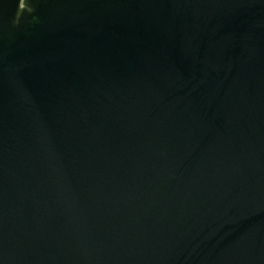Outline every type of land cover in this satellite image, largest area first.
I'll use <instances>...</instances> for the list:
<instances>
[{
    "label": "water",
    "instance_id": "water-1",
    "mask_svg": "<svg viewBox=\"0 0 264 264\" xmlns=\"http://www.w3.org/2000/svg\"><path fill=\"white\" fill-rule=\"evenodd\" d=\"M0 264H264V0H0Z\"/></svg>",
    "mask_w": 264,
    "mask_h": 264
}]
</instances>
